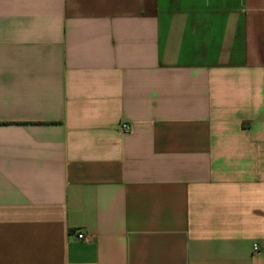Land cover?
Wrapping results in <instances>:
<instances>
[{
  "label": "crops",
  "instance_id": "crops-1",
  "mask_svg": "<svg viewBox=\"0 0 264 264\" xmlns=\"http://www.w3.org/2000/svg\"><path fill=\"white\" fill-rule=\"evenodd\" d=\"M0 264H264V0H0Z\"/></svg>",
  "mask_w": 264,
  "mask_h": 264
},
{
  "label": "built area",
  "instance_id": "built-area-1",
  "mask_svg": "<svg viewBox=\"0 0 264 264\" xmlns=\"http://www.w3.org/2000/svg\"><path fill=\"white\" fill-rule=\"evenodd\" d=\"M121 129L124 132H127V131H129L131 129V125L129 123L124 122V123L121 124ZM78 237L81 238V239H89V237L86 236L83 232H80L78 234ZM253 248H254V251H256V252H260L261 251L260 244L258 242H255L253 244Z\"/></svg>",
  "mask_w": 264,
  "mask_h": 264
}]
</instances>
